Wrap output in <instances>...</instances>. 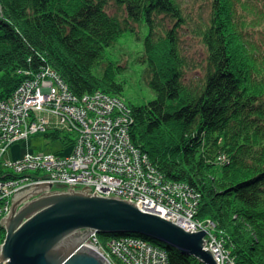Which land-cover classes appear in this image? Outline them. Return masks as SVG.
Here are the masks:
<instances>
[{
	"label": "trees",
	"instance_id": "obj_1",
	"mask_svg": "<svg viewBox=\"0 0 264 264\" xmlns=\"http://www.w3.org/2000/svg\"><path fill=\"white\" fill-rule=\"evenodd\" d=\"M208 4L194 18L180 0H0V100L46 67L77 96L122 98L133 145L197 193L195 215L212 221L229 260L264 264V33L241 12L264 15V0ZM139 26L135 60L153 97L133 103L117 77L126 66L109 50ZM185 39L196 40L197 57ZM61 133L73 150L76 133L61 126L28 138ZM127 236L166 248L172 264H202L141 235L98 233L101 242Z\"/></svg>",
	"mask_w": 264,
	"mask_h": 264
},
{
	"label": "built area",
	"instance_id": "obj_2",
	"mask_svg": "<svg viewBox=\"0 0 264 264\" xmlns=\"http://www.w3.org/2000/svg\"><path fill=\"white\" fill-rule=\"evenodd\" d=\"M125 104L122 98L99 91L77 96L47 67L22 81L9 98L1 99L0 218L9 211L14 191L53 181L54 187L90 185L100 195L133 201L186 230L207 226L195 217L197 193L187 184L165 179L133 145ZM48 126L76 133L71 153L33 151L14 160L5 158L16 142ZM206 239L215 259L231 264L217 237L207 235ZM84 244L112 264H172L166 248L141 237L101 242L93 233Z\"/></svg>",
	"mask_w": 264,
	"mask_h": 264
},
{
	"label": "water",
	"instance_id": "obj_3",
	"mask_svg": "<svg viewBox=\"0 0 264 264\" xmlns=\"http://www.w3.org/2000/svg\"><path fill=\"white\" fill-rule=\"evenodd\" d=\"M54 187L53 181L21 187L0 218L3 264H112L84 244L93 233H133L190 255L202 264H220L206 246L205 230H186L133 201L100 195L90 185Z\"/></svg>",
	"mask_w": 264,
	"mask_h": 264
},
{
	"label": "rangeland",
	"instance_id": "obj_4",
	"mask_svg": "<svg viewBox=\"0 0 264 264\" xmlns=\"http://www.w3.org/2000/svg\"><path fill=\"white\" fill-rule=\"evenodd\" d=\"M182 5L184 6L185 11H187L192 17L197 18L199 16H206L209 9L208 1L210 0H180ZM244 8V7H243ZM242 13L248 17L246 22L252 24L250 28L255 29L260 33H264V15H258V9H254V7H248ZM258 16L260 18H258ZM203 18V17H202ZM146 32V29L143 27H137V30L131 32L127 38L120 39L115 47L112 46L109 52L113 55V58L118 60H122L123 64L126 66L125 71L122 74H118V80L123 79L125 81L124 90L122 93V97L125 101H131L133 103H143L153 97V94L148 89L144 82V78L141 72L140 67L136 62L137 52L142 49L141 40L143 39L142 35ZM185 44L188 46V54L191 56L197 57L199 53L198 43L196 40L189 39ZM60 137H48L44 135L32 136L30 138H26L25 140H21L13 147H11L7 153L5 154L6 159H16L21 158L26 152H44V153H52L55 151H59L63 154H68L72 151V144H66L65 141L67 139L63 138V133L59 135ZM72 138V137H71ZM116 196V195H111ZM196 217V216H195ZM199 219V218H198ZM207 226H204L202 229L205 230V239L207 235L215 236V232L213 230V223L209 219H200ZM218 239V237H217ZM207 240V239H206ZM219 240V239H218ZM220 241V240H219ZM221 242V241H220ZM1 243V242H0ZM222 245V243H221ZM223 247V246H222ZM231 262V261H230ZM228 264V263H224ZM231 264H233L231 262Z\"/></svg>",
	"mask_w": 264,
	"mask_h": 264
},
{
	"label": "bare ground",
	"instance_id": "obj_5",
	"mask_svg": "<svg viewBox=\"0 0 264 264\" xmlns=\"http://www.w3.org/2000/svg\"><path fill=\"white\" fill-rule=\"evenodd\" d=\"M79 104H81V105H82V104H83V102L80 100V101H79ZM69 105H70V104H69ZM17 143H18V142H16V144H17ZM32 178H34V176H32ZM83 186H84V185H83ZM91 236H92V234H91V235H90L88 238H91Z\"/></svg>",
	"mask_w": 264,
	"mask_h": 264
}]
</instances>
